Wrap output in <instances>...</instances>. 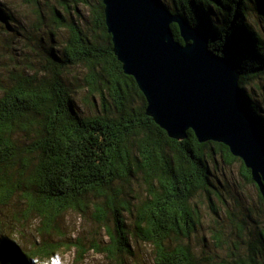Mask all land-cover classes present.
Returning <instances> with one entry per match:
<instances>
[{
	"label": "trees",
	"instance_id": "obj_1",
	"mask_svg": "<svg viewBox=\"0 0 264 264\" xmlns=\"http://www.w3.org/2000/svg\"><path fill=\"white\" fill-rule=\"evenodd\" d=\"M160 1L207 34L211 51L237 64L241 95L264 136V105L254 93L264 81V36L249 20L253 11L264 20V0ZM24 2L36 38L23 59L7 49L21 33L0 4V264H41L70 249L49 238L61 234L60 220L71 212L100 230L90 245L73 243L80 261L95 251L126 264L136 242L151 246L153 264H201L188 241L201 223L197 197L219 195L211 166L219 157L240 164L264 213L251 171L227 146L201 144L191 130L185 140L171 139L147 115L144 94L114 53L103 0ZM171 29L182 43L179 27ZM81 92L89 114L76 102ZM34 218L39 243L26 247L18 235L25 237ZM245 237L246 247L237 244L219 264H264V229Z\"/></svg>",
	"mask_w": 264,
	"mask_h": 264
},
{
	"label": "water",
	"instance_id": "obj_2",
	"mask_svg": "<svg viewBox=\"0 0 264 264\" xmlns=\"http://www.w3.org/2000/svg\"><path fill=\"white\" fill-rule=\"evenodd\" d=\"M113 50L144 94L147 115L174 140L227 146L264 198V136L241 95L237 64L209 49V36L160 0H103ZM179 27L183 42L175 39Z\"/></svg>",
	"mask_w": 264,
	"mask_h": 264
},
{
	"label": "rangeland",
	"instance_id": "obj_3",
	"mask_svg": "<svg viewBox=\"0 0 264 264\" xmlns=\"http://www.w3.org/2000/svg\"><path fill=\"white\" fill-rule=\"evenodd\" d=\"M163 1L169 3V0ZM0 4L7 7L15 19L12 24L13 32L15 29L21 33L20 35L14 32L8 45H5L7 49L10 47L14 55L21 53L23 59L28 55L24 48L29 46L30 37L34 35L36 38L32 8L24 0H0ZM249 20L264 36V20L255 11L251 13ZM5 38V30L0 26V40ZM0 44L4 45V43ZM254 93L264 105V81L254 87ZM86 101V94L83 92L76 97L79 108L89 114L93 110ZM211 166L215 176L221 181L218 187L219 195L213 194L209 198L207 194H200L197 197L196 205L200 210L201 223L197 232L188 241L194 252L203 260L201 264H219L224 259H229L237 244L246 247L245 240L243 241L241 236H246L244 239H247L253 235L254 230L264 229V213L261 210L259 192L255 185L242 177L240 164L227 166L219 157L217 163ZM130 220L128 218L129 224H131ZM241 223L245 227L244 235L240 232ZM27 224L25 237L18 236L24 246L30 247L34 243H39L36 228L39 227V220L34 218ZM60 227L61 234H54L49 239L64 243L71 248H62L51 259L42 260L41 264H115L106 255L95 251H90L83 260H79L77 249L72 246L73 243L78 238H82L87 245H90L93 238L100 235L99 227L91 218L84 219L82 215L71 212L60 220ZM218 234L222 236L221 242L214 239ZM18 236L14 235L15 238ZM103 240L107 241V239ZM242 251L245 250L242 248ZM133 254V257L126 260V264H153L154 255L151 246L133 242Z\"/></svg>",
	"mask_w": 264,
	"mask_h": 264
}]
</instances>
